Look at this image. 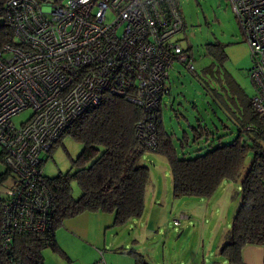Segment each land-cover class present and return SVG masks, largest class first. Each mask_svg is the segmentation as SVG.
<instances>
[{
  "label": "built area",
  "instance_id": "obj_1",
  "mask_svg": "<svg viewBox=\"0 0 264 264\" xmlns=\"http://www.w3.org/2000/svg\"><path fill=\"white\" fill-rule=\"evenodd\" d=\"M227 1L249 47L251 103L264 121V0ZM0 16L14 39L0 50V152L15 176L3 204L7 246L15 232L51 226L42 155L80 114L105 93L126 96L141 107L137 135L153 150L173 64L195 67L178 36V0H5ZM28 108L29 119L15 126L13 116Z\"/></svg>",
  "mask_w": 264,
  "mask_h": 264
},
{
  "label": "trees",
  "instance_id": "obj_2",
  "mask_svg": "<svg viewBox=\"0 0 264 264\" xmlns=\"http://www.w3.org/2000/svg\"><path fill=\"white\" fill-rule=\"evenodd\" d=\"M4 1L0 0V4ZM0 20L1 50L4 44L12 43L14 39L5 16H0ZM211 46L212 63L206 69L214 68L225 57L219 42ZM217 67L220 71V67ZM191 74L197 76L196 69ZM213 80L220 88V76L213 77ZM216 94L220 96V90L217 89ZM224 104L228 108L229 104ZM231 105L238 111L235 113L229 107L233 113L230 118L237 129L235 138L202 154L187 156L189 151L184 148L191 144L186 129L184 135L174 140L173 133L166 130L161 119L157 124V144L152 150L137 135L136 124L142 116L141 107L126 96L105 93L61 135L69 134L82 144L78 155L71 159L72 168L53 177L44 173L52 196V223L48 229L41 233L15 232L7 246H3V204L6 194L0 197V264H45V247L59 252L69 261L56 244L55 230L66 219L83 212L112 213L114 226H123L131 219L140 218L144 213V194L149 177L148 167L141 162L146 151L165 156L170 166L172 193L176 198L209 197L224 180H237L251 151L252 161L241 182V202L224 243L218 250L228 264H244V247L264 246V145L261 143L264 140V121L254 110L251 97L231 101ZM193 106L196 107V104L193 103ZM195 122L189 123L188 128L193 144L207 136L208 132L211 133L199 118ZM175 141L178 142L177 146ZM0 159L3 161L2 152ZM10 175L12 179L8 188L13 185L14 174L7 166L0 173V182ZM72 181L79 185L81 193L78 197L72 195ZM127 253L133 256L135 264H149L141 253L133 249Z\"/></svg>",
  "mask_w": 264,
  "mask_h": 264
},
{
  "label": "rangeland",
  "instance_id": "obj_3",
  "mask_svg": "<svg viewBox=\"0 0 264 264\" xmlns=\"http://www.w3.org/2000/svg\"><path fill=\"white\" fill-rule=\"evenodd\" d=\"M41 1L54 2L57 0ZM178 2L185 20L184 31L180 32L178 36L182 38L181 44L184 49H189L192 54L197 76L192 75L184 66L175 62L167 81L169 93L163 95L160 108L163 113V124L173 133L174 140L182 135L183 129L188 131L191 145L184 149L189 151L187 156H195L218 144L229 143L237 135L235 124L230 118L233 117V113L229 107L237 113V108L235 109L231 105V101L236 100L237 102L238 99L253 96L254 86L248 75L253 61L248 44L227 0H178ZM108 17L111 18L109 14ZM214 42L220 43V49L223 50L225 57L220 59L218 61L220 63H216L214 68L211 66L206 69L212 63L210 49H213L211 45ZM217 66L220 67V71ZM219 76L220 88L214 84L213 80V77ZM214 88L220 90V96L216 94L217 89L215 91ZM223 102L229 104L228 108ZM193 103L196 104V107H193ZM31 114L30 108L22 110L13 116V123L17 127L20 126L21 123L29 119ZM180 114L186 116L187 119ZM195 116L202 124L207 125V131L211 133L208 132L207 136L204 135L193 144L188 124L196 123ZM261 141L264 145V140ZM175 143L177 146L178 142L175 141ZM81 148L82 144L71 135L61 136L49 153L42 155L44 160L42 169L45 175L53 177L60 172L69 171L72 168L71 159L78 155ZM252 157L253 153L249 151L241 176L237 180H224L211 196L176 198L172 193L170 166L165 156L154 151L144 153L141 162L148 167L149 177L144 194L143 216L152 218V220L169 218V229L160 226L163 233L167 230L170 231V235H166L168 251L175 250L174 252L178 254L181 247L184 250L187 242L189 249L186 255L190 256L191 253L198 250V256L202 255L205 260L207 257L210 258V264H220V255L215 252L222 240L220 232L224 227L230 228L231 221L239 208L241 182L250 166ZM5 167L0 159V173L5 171ZM11 179L10 175L0 182V197L5 196ZM71 187L72 195L78 197L81 192L77 182L72 181ZM180 213L187 214L188 218L185 219L187 220L185 222L181 220L183 224L178 225L173 217H178ZM62 228H64L63 225L57 227L58 234L62 232ZM120 228L114 227L112 233L117 232ZM108 235L109 233H107V240ZM201 239V244H199ZM69 246L73 250L77 249L76 246ZM161 247L163 248V242L160 243ZM209 248L213 255L208 256ZM58 253L52 252L50 247L43 249V256L45 255L47 263L69 264L66 257ZM214 259L217 262H213ZM71 264H81V261L73 258Z\"/></svg>",
  "mask_w": 264,
  "mask_h": 264
},
{
  "label": "crops",
  "instance_id": "obj_4",
  "mask_svg": "<svg viewBox=\"0 0 264 264\" xmlns=\"http://www.w3.org/2000/svg\"><path fill=\"white\" fill-rule=\"evenodd\" d=\"M161 114L163 121L162 109ZM181 116L187 119L186 116ZM196 120H198L197 116H195ZM188 128L190 129L189 124ZM166 130L170 132L168 129ZM182 134H185L184 129ZM176 218L177 216L173 217V220ZM156 219L144 218L142 215L140 218L131 219L123 226H118L121 228L112 233L116 227L113 225L114 216L112 213L83 212L66 219L62 224L64 227L62 232L58 234L55 230V240L58 247L68 256L69 264L73 258L81 261V264H135L133 256L127 253L128 250L132 249L141 253L149 264H210V258L207 257L205 260L202 255L198 256V250L191 253L190 256L186 255L189 249L187 242L184 250L181 247L178 254L174 252L175 250L173 252L168 251L166 246L168 237L166 235H170V231L167 230L163 233L160 228L169 229V218ZM185 221L187 220L183 219V222ZM183 222L180 221L177 224L180 225ZM228 230L227 227L221 229L220 246L223 244ZM107 233H109L108 240ZM201 241L202 239L198 243L201 244ZM161 242H163V248H160ZM68 244L76 246L77 249L73 250ZM209 250L208 256L213 255L211 248ZM218 250L219 247H216L215 252L220 255V264H228ZM52 252L58 253L53 249ZM48 255H50L49 252ZM242 257L244 264H264V246L248 245L244 247ZM215 261L214 259L213 262ZM44 262L49 264L45 261V255Z\"/></svg>",
  "mask_w": 264,
  "mask_h": 264
},
{
  "label": "clouds",
  "instance_id": "obj_5",
  "mask_svg": "<svg viewBox=\"0 0 264 264\" xmlns=\"http://www.w3.org/2000/svg\"><path fill=\"white\" fill-rule=\"evenodd\" d=\"M161 117H162V115H161Z\"/></svg>",
  "mask_w": 264,
  "mask_h": 264
}]
</instances>
